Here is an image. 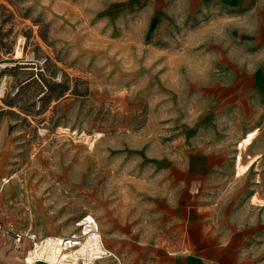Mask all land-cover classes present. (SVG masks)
Listing matches in <instances>:
<instances>
[{
	"label": "rangeland",
	"instance_id": "obj_1",
	"mask_svg": "<svg viewBox=\"0 0 264 264\" xmlns=\"http://www.w3.org/2000/svg\"><path fill=\"white\" fill-rule=\"evenodd\" d=\"M0 65L1 227L91 214L95 264H264V0H0Z\"/></svg>",
	"mask_w": 264,
	"mask_h": 264
},
{
	"label": "built area",
	"instance_id": "obj_2",
	"mask_svg": "<svg viewBox=\"0 0 264 264\" xmlns=\"http://www.w3.org/2000/svg\"><path fill=\"white\" fill-rule=\"evenodd\" d=\"M29 59L38 65L34 70L42 71L46 56ZM1 66V65H0ZM18 87H7L6 76L0 75V105L5 92L13 95ZM76 232L67 234L36 235L29 229L1 227L3 235H9L12 247L22 252L23 264L44 262L47 264H95L112 253L102 239L97 220L91 214H84L75 221Z\"/></svg>",
	"mask_w": 264,
	"mask_h": 264
},
{
	"label": "crops",
	"instance_id": "obj_3",
	"mask_svg": "<svg viewBox=\"0 0 264 264\" xmlns=\"http://www.w3.org/2000/svg\"><path fill=\"white\" fill-rule=\"evenodd\" d=\"M32 69V68H31ZM34 71V70H33ZM35 74V72H33V75ZM36 75V74H35ZM9 79L8 77L6 76V82H7V87L10 88L12 87L10 84H9ZM15 86V85H14ZM0 201H1V195H0ZM46 234H50V233H46ZM44 234V235H46ZM54 235L56 234H60V233H52ZM50 234V235H52ZM102 236H103V233H102ZM3 236L1 235L0 233V240ZM104 243V242H103ZM105 245V244H104ZM106 246V245H105ZM1 247V246H0ZM107 247V246H106ZM110 249V248H109ZM18 254L17 256H14L13 258L9 255V253L5 252V251H1L0 249V264H11V261H16L18 264H23L22 262V252L20 250H17ZM35 264H47V263H44V262H36Z\"/></svg>",
	"mask_w": 264,
	"mask_h": 264
},
{
	"label": "bare ground",
	"instance_id": "obj_4",
	"mask_svg": "<svg viewBox=\"0 0 264 264\" xmlns=\"http://www.w3.org/2000/svg\"><path fill=\"white\" fill-rule=\"evenodd\" d=\"M256 132H257V127H255L252 130L248 131L247 134L241 139L240 145L249 143L252 140V138H253V136H254V134ZM235 162H236V166H237V169H238L239 172L243 171L248 166L247 164H241V155L240 154H237ZM3 180L5 182V181L8 180V178L4 177ZM257 196H259V195H257ZM46 235H50V234H46Z\"/></svg>",
	"mask_w": 264,
	"mask_h": 264
}]
</instances>
